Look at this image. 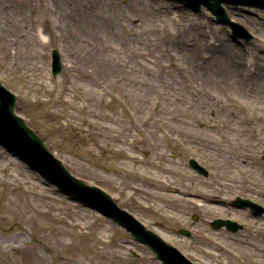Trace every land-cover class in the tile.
<instances>
[{"label": "rangeland", "instance_id": "1", "mask_svg": "<svg viewBox=\"0 0 264 264\" xmlns=\"http://www.w3.org/2000/svg\"><path fill=\"white\" fill-rule=\"evenodd\" d=\"M223 6L250 39L182 0H0V83L16 111L71 173L199 264L243 262L245 231L213 218L264 232L232 203L264 205V9ZM0 264L163 262L0 144Z\"/></svg>", "mask_w": 264, "mask_h": 264}, {"label": "water", "instance_id": "2", "mask_svg": "<svg viewBox=\"0 0 264 264\" xmlns=\"http://www.w3.org/2000/svg\"><path fill=\"white\" fill-rule=\"evenodd\" d=\"M186 4L199 8L207 6L217 19L228 24L235 37L251 38V33L239 22L231 19L223 3H242L264 8V0H182ZM63 68L62 58L58 49H52V73L58 74ZM16 94L0 83V143L25 161L27 165L39 172L47 181L58 186L59 190L70 196L71 199L81 201L92 206L105 215L112 217L116 222L129 230L136 239L147 243L157 256L167 264H193L174 245L147 228L132 212L118 205L113 196L100 185H92L80 177L75 176L48 147L41 137L25 122V119L15 111ZM191 167L207 175V168L195 158L189 159ZM235 203L251 205L256 214L264 212V207L251 199L237 197ZM226 225L235 230L237 222L229 218H216L212 225L218 228ZM189 234V230H180Z\"/></svg>", "mask_w": 264, "mask_h": 264}, {"label": "flooded vegetation", "instance_id": "3", "mask_svg": "<svg viewBox=\"0 0 264 264\" xmlns=\"http://www.w3.org/2000/svg\"><path fill=\"white\" fill-rule=\"evenodd\" d=\"M243 208L246 209V212L248 213V215L257 218V216H255L251 212L249 207L243 206ZM260 216L261 218H264V214ZM240 230L245 231L243 232L245 236V240H243L244 245L240 248L241 253L243 255V256L241 255L240 260H242L243 262L241 263L239 262V264H264V232L262 234L261 233L258 234L259 236L255 237L254 234H257V233H255V231H252V229H248V226L243 225V223L237 229V231H240ZM253 240H256L257 242H259L260 245L257 244V242L255 244Z\"/></svg>", "mask_w": 264, "mask_h": 264}, {"label": "bare ground", "instance_id": "4", "mask_svg": "<svg viewBox=\"0 0 264 264\" xmlns=\"http://www.w3.org/2000/svg\"><path fill=\"white\" fill-rule=\"evenodd\" d=\"M238 62V61H237ZM236 62V63H237ZM227 63H229L230 65H231V67H233V66H235V65H233L232 63H231V58H227ZM203 198H204V200H212V201H214V202H216V201H218L219 199L218 198H213L212 196H203ZM214 206V205H213ZM213 206H212V204H207V203H205L204 205H203V208H207L208 210H210V209H212L213 208Z\"/></svg>", "mask_w": 264, "mask_h": 264}]
</instances>
